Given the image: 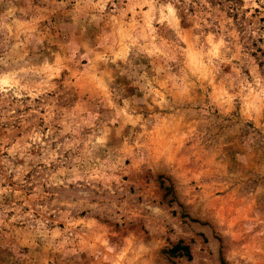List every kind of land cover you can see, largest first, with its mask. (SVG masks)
<instances>
[{
  "label": "rangeland",
  "instance_id": "1",
  "mask_svg": "<svg viewBox=\"0 0 264 264\" xmlns=\"http://www.w3.org/2000/svg\"><path fill=\"white\" fill-rule=\"evenodd\" d=\"M0 264H264V0H0Z\"/></svg>",
  "mask_w": 264,
  "mask_h": 264
},
{
  "label": "trees",
  "instance_id": "2",
  "mask_svg": "<svg viewBox=\"0 0 264 264\" xmlns=\"http://www.w3.org/2000/svg\"><path fill=\"white\" fill-rule=\"evenodd\" d=\"M173 251H174V252H179V251H181L183 255L187 256L188 258L190 257L188 247L181 246V245L178 244V245H176V246L173 248Z\"/></svg>",
  "mask_w": 264,
  "mask_h": 264
}]
</instances>
